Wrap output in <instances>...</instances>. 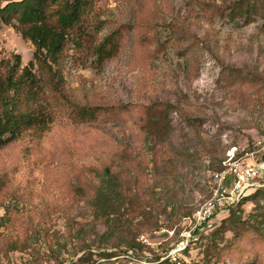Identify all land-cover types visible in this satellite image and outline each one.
Listing matches in <instances>:
<instances>
[{
  "label": "rangeland",
  "instance_id": "obj_1",
  "mask_svg": "<svg viewBox=\"0 0 264 264\" xmlns=\"http://www.w3.org/2000/svg\"><path fill=\"white\" fill-rule=\"evenodd\" d=\"M236 1H100V39L121 26L120 51L98 71L70 46L61 89L45 94L49 129L0 150V264H72L87 254L96 236L82 228L92 222L88 200L105 168L159 220L139 237L138 255L122 247L111 261L264 264V237L254 232L257 225L264 232V184L231 223L178 249L187 218L212 196L229 157L264 162V18L230 16ZM33 53L0 20V61L19 55L23 68ZM69 100L98 108V121L72 122ZM158 103L170 106L168 127L150 137L141 111ZM111 107L117 111L106 114ZM96 226L98 235L105 231ZM13 243L26 246L13 250Z\"/></svg>",
  "mask_w": 264,
  "mask_h": 264
},
{
  "label": "trees",
  "instance_id": "obj_2",
  "mask_svg": "<svg viewBox=\"0 0 264 264\" xmlns=\"http://www.w3.org/2000/svg\"><path fill=\"white\" fill-rule=\"evenodd\" d=\"M100 1H2L0 20L3 24L13 27L23 40L30 42L34 47V53L33 61L23 68L19 55L14 56V62L0 61V150L16 142L25 132L49 129L52 118L45 94L47 91L55 92L61 89L64 80L60 65L65 60L70 46L77 47L82 55L86 53L91 56L92 66L98 71H101L103 66L120 51L125 39V31L121 26L100 39V34L106 27V21L101 20L97 11ZM230 16L243 17L247 21L254 16L264 18V0H238L230 8ZM235 73L239 71H233L234 75ZM68 103L73 107L70 114L72 122L88 124L98 121L100 115L98 108L80 106L70 100ZM104 110L107 114L110 111L116 112L117 108ZM142 113L145 115L143 120H146L148 125L146 132L150 137L167 129L169 105L158 103L147 106L142 109ZM98 177V185L93 189L92 196L88 200L93 219L90 224L82 228V231L95 235L96 240L89 245V252L72 264H116L111 260L118 257L121 252L125 253L121 250L122 247L126 248L127 252L132 251L134 255H138L143 247L139 237L159 227V220L153 213V208L142 207L135 196L126 195L121 189L119 176L110 168H105ZM260 189L257 188L234 206L213 232L217 229L220 231L224 223H231L230 217L234 211L247 200L254 199ZM138 218L141 219L136 222ZM2 219L0 218V221ZM98 223H102L105 227V231L99 235L96 230ZM254 232L259 237H264V232L258 225ZM120 239L124 241L121 242ZM11 245V249L19 250L25 244L20 248L14 243ZM236 245L237 241L232 242L226 248L227 252H232V248L234 249ZM214 252L217 253V257H221L219 251L214 250ZM241 252L240 256L247 252L246 248ZM248 257L250 256L246 258ZM249 261H252V258ZM150 264L175 263L167 258L163 262Z\"/></svg>",
  "mask_w": 264,
  "mask_h": 264
},
{
  "label": "built area",
  "instance_id": "obj_3",
  "mask_svg": "<svg viewBox=\"0 0 264 264\" xmlns=\"http://www.w3.org/2000/svg\"><path fill=\"white\" fill-rule=\"evenodd\" d=\"M263 184L264 162L246 164L229 157L227 169L216 176L212 196L187 218L190 230L185 233L186 240H182L178 249L185 248L190 240L198 241L202 234L208 235L213 232L234 206L257 188H261Z\"/></svg>",
  "mask_w": 264,
  "mask_h": 264
}]
</instances>
